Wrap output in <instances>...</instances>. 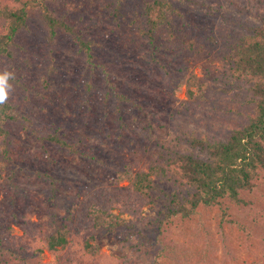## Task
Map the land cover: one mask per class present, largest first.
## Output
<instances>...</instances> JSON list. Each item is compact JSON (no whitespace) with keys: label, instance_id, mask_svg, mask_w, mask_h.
<instances>
[{"label":"rangeland","instance_id":"rangeland-1","mask_svg":"<svg viewBox=\"0 0 264 264\" xmlns=\"http://www.w3.org/2000/svg\"><path fill=\"white\" fill-rule=\"evenodd\" d=\"M102 1H49L63 9L72 33L57 30L56 40L49 41L37 12L18 37L26 55L17 46L14 61L0 59L3 69L22 77L26 87L12 86L7 98L32 122L31 129L23 121L11 126L12 159L0 182V264L50 263L47 251L15 254L4 244L11 235H22L17 216H27L49 234L53 219L62 221L91 198L88 190L107 181L113 195L120 190V206L127 209H112L124 225L95 232L101 253L122 257L125 264H264V174L248 195L251 205L230 208L233 224L223 221L217 208L201 209L192 220L171 225L159 240L163 245L144 251L123 237L129 226L155 237L147 222L161 205L134 204L128 195L133 192L126 191L129 182H117L119 174H134L156 159L161 147L188 150L176 139L177 124L223 139L247 122L255 108L253 81L236 80L225 57L260 24L264 0H175L185 16L175 20L174 33L201 42V51L176 36L150 43L141 32L142 10L150 0H122L118 15ZM76 37L92 41L91 59ZM23 57L30 59L29 67ZM189 72L204 84L203 93L190 99L178 85ZM51 132L76 145L77 153L42 138ZM160 186L172 190L164 181ZM80 219L74 212L73 220Z\"/></svg>","mask_w":264,"mask_h":264},{"label":"trees","instance_id":"trees-1","mask_svg":"<svg viewBox=\"0 0 264 264\" xmlns=\"http://www.w3.org/2000/svg\"><path fill=\"white\" fill-rule=\"evenodd\" d=\"M49 1L0 0V59L14 61L17 46L21 53L24 52L23 46L18 43V37L27 29V22L32 14L37 12L46 27V38L49 41L56 40L57 30L72 33V28L65 23L63 9ZM102 2L105 9L113 7L112 12L118 15L122 0ZM142 11L141 32L150 43L155 44L161 39L174 40L176 36L182 44H187L189 48L197 47L201 51V42L180 36L178 32L174 33L175 20H183L185 16L175 0H150L145 2ZM76 39L87 58L91 59L92 41H84L79 37ZM231 47L232 54L227 55L225 61L232 75L236 80L253 81L252 90L256 99L252 102L255 108L247 122L231 128L223 139L211 138L177 124L176 139L186 145L188 150L161 147L154 152L158 157L143 165L136 173L127 170L117 176V182H129L126 191L133 192L128 195L134 199V204L138 203L141 207L150 209L161 205L157 216L147 222L150 229H155V237L137 231L133 226H129L130 229L123 237V241L130 242L137 250L144 251L156 244H162L159 240L171 225L176 221L192 220L199 216L201 209L217 208L221 211L222 220L233 224L230 220V208L251 205L248 195L257 189L260 175L264 174V16L258 26L250 28L248 34L237 39ZM26 53L25 50L24 55ZM23 59L29 67L30 59ZM5 71L7 70L0 66V72ZM10 73L13 76L10 84L24 89L26 86L22 77ZM178 85L185 87V95L189 99L196 93L201 95L204 90V84L195 72L184 74ZM19 121L25 123V129H31L32 122L26 116H19L8 98L0 103V182L3 174L10 169L12 159L11 126ZM31 132L36 134V130L32 129ZM62 137L58 132L42 136L47 142L76 154V145ZM163 181L171 184V191L160 186ZM106 183H100L88 190L89 195L86 197L91 198H85V204L80 205L77 210H69L62 221L53 219L49 223V234L45 230H39L27 216H17L22 235H11L8 242L3 240L4 244L15 254L22 252L38 256L47 251L53 257L48 264H125L122 257L101 253L95 236L99 229L114 230L124 225L112 213L115 208L127 209L120 206L123 199L119 197L120 190L116 189L113 195L112 186ZM74 212H79L81 222L73 220ZM205 230L208 240L209 233ZM2 243L0 240V244ZM163 249L159 250V257L164 256ZM207 250L210 251L206 246L204 251ZM206 256L207 254L203 257Z\"/></svg>","mask_w":264,"mask_h":264},{"label":"clouds","instance_id":"clouds-1","mask_svg":"<svg viewBox=\"0 0 264 264\" xmlns=\"http://www.w3.org/2000/svg\"><path fill=\"white\" fill-rule=\"evenodd\" d=\"M13 79V76L10 72H0V103H3L8 96V91L11 89L12 85L10 80Z\"/></svg>","mask_w":264,"mask_h":264}]
</instances>
